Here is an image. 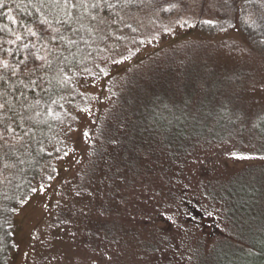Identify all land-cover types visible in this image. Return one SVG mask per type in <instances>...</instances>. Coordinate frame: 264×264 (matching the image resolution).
Returning a JSON list of instances; mask_svg holds the SVG:
<instances>
[{
  "label": "rangeland",
  "instance_id": "obj_1",
  "mask_svg": "<svg viewBox=\"0 0 264 264\" xmlns=\"http://www.w3.org/2000/svg\"><path fill=\"white\" fill-rule=\"evenodd\" d=\"M261 14L264 0H139L111 41L129 58L109 67L104 48L88 55L67 153L13 211L6 264H245L264 240ZM140 37L143 63L125 49ZM136 68L128 132L124 116L120 134H94ZM149 128L164 134L137 132Z\"/></svg>",
  "mask_w": 264,
  "mask_h": 264
},
{
  "label": "trees",
  "instance_id": "obj_2",
  "mask_svg": "<svg viewBox=\"0 0 264 264\" xmlns=\"http://www.w3.org/2000/svg\"><path fill=\"white\" fill-rule=\"evenodd\" d=\"M135 5L139 0H0V264L7 263L13 246V211L36 185L54 175L57 162L67 153V113L74 97L83 94L88 55L104 48L109 67L131 55L125 51L115 53L120 43L111 41L124 39L132 22L128 15ZM93 17L99 21L92 23ZM241 25L255 33V28L262 31L263 24L261 28L252 26L253 31L245 22ZM118 31H123V36L113 35ZM135 44L123 47L137 51L136 61L143 63L151 57L141 53L147 44L141 37ZM157 50L151 53L155 55ZM136 69L129 82H124L121 94L114 96L119 98L113 108L116 118L106 121L104 114L98 115L94 134H101L103 129L107 132L108 128L120 134L117 128L124 116L127 127L121 134L128 132L129 115L142 100L136 99L141 92L136 91L135 83L144 78ZM144 81L155 80L150 76ZM25 105L32 106L27 113ZM137 132L164 134L161 128ZM257 198L263 201L260 194ZM253 247L245 264H264V240Z\"/></svg>",
  "mask_w": 264,
  "mask_h": 264
},
{
  "label": "snow or ice",
  "instance_id": "obj_3",
  "mask_svg": "<svg viewBox=\"0 0 264 264\" xmlns=\"http://www.w3.org/2000/svg\"><path fill=\"white\" fill-rule=\"evenodd\" d=\"M75 5H73V7H74ZM205 23H211V21H206ZM5 67H7V65H5Z\"/></svg>",
  "mask_w": 264,
  "mask_h": 264
}]
</instances>
